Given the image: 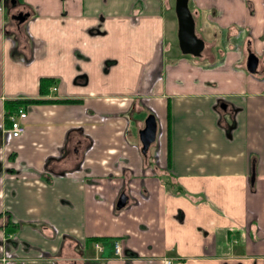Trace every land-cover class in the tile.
Masks as SVG:
<instances>
[{
    "label": "crops",
    "instance_id": "0c3cea01",
    "mask_svg": "<svg viewBox=\"0 0 264 264\" xmlns=\"http://www.w3.org/2000/svg\"><path fill=\"white\" fill-rule=\"evenodd\" d=\"M25 2L31 51L13 57L0 1V235L14 254L0 264H264V0H190L208 46L193 61L171 43L160 59L170 0ZM223 58L235 82L221 92L207 74ZM41 78L56 91L40 95ZM15 99L47 100L18 139ZM149 111L158 138L142 155Z\"/></svg>",
    "mask_w": 264,
    "mask_h": 264
},
{
    "label": "water",
    "instance_id": "95a60500",
    "mask_svg": "<svg viewBox=\"0 0 264 264\" xmlns=\"http://www.w3.org/2000/svg\"><path fill=\"white\" fill-rule=\"evenodd\" d=\"M189 0H175L174 13L177 23V45L182 55L200 57L204 48V40L198 37L194 30V19L188 7ZM258 58L251 52L247 51L245 67L248 73H257ZM156 120L153 115H148L144 120V127L139 131L138 136L141 144V154L145 155L149 146L156 139ZM252 179V177H251ZM127 196L121 193L116 201L117 209L123 208L126 204Z\"/></svg>",
    "mask_w": 264,
    "mask_h": 264
},
{
    "label": "flooded vegetation",
    "instance_id": "af4514ba",
    "mask_svg": "<svg viewBox=\"0 0 264 264\" xmlns=\"http://www.w3.org/2000/svg\"><path fill=\"white\" fill-rule=\"evenodd\" d=\"M2 1L4 4V8H5V11H4V16L6 17V29H5V33L7 32V30L9 32L7 33H11L13 35H21L23 36V33L26 32V28H25V25L26 23H28L29 20H31V18H33L34 13V8L29 6L25 0H0ZM189 2L190 0L188 1V7H189ZM162 3H166L168 5V0H162ZM165 4V5H166ZM166 5V6H167ZM190 9V8H189ZM191 11V10H190ZM28 36V35H25V37ZM24 37V38H25ZM199 37V36H198ZM11 39V38H10ZM26 39V38H25ZM12 41V49H11V54L13 56V50H14V47H15V44H14V41L11 39ZM26 42H28V40L26 39ZM29 44V43H28ZM164 45V44H163ZM31 47V46H30ZM164 48V46L162 47ZM206 48H208V46L206 47V42L204 43V48L201 52V56L200 57H194V58H202V55H205V52H206ZM30 50V49H29ZM163 50H161V54H163ZM158 74H160V71H158ZM56 89V88H55ZM223 104H220V107H223L222 106ZM145 116H143V121H142V127L138 130V133L140 130L143 129L144 127V120L145 118L148 116V115H153L150 111L147 112L146 114H144ZM154 116V115H153ZM155 118V116H154ZM156 120V133L158 132V122H157V119L155 118ZM139 137V136H138ZM156 137H157V134H156ZM158 138V137H157ZM140 142V140H139ZM155 142V141H154ZM153 142V143H154ZM152 143V144H153ZM151 144V145H152ZM140 148H141V144H140ZM141 152V151H140ZM3 222L5 223L6 220L4 219ZM8 228V227H7ZM7 228H3V232L2 234L0 235V254L3 256V254L5 255H9V257L11 256H14V254H12L8 249V247L10 246L11 244V237L9 236V232H7ZM9 230V229H8ZM5 231V232H4ZM116 240L112 241V245L113 243L115 242ZM116 242H119V241H116ZM120 243V242H119ZM93 244H97L96 242H93ZM7 245H9L7 247ZM99 245V244H98ZM121 245V243H120ZM100 246V245H99ZM101 247V246H100ZM102 248V247H101ZM12 254V255H11Z\"/></svg>",
    "mask_w": 264,
    "mask_h": 264
},
{
    "label": "rangeland",
    "instance_id": "374dc122",
    "mask_svg": "<svg viewBox=\"0 0 264 264\" xmlns=\"http://www.w3.org/2000/svg\"><path fill=\"white\" fill-rule=\"evenodd\" d=\"M174 3H175V0H170L169 6H171V9H169L165 13V22H166L165 30L166 31H165V40H164V43H163L164 44L163 45L164 46L163 49H165V52L163 51V54H161L160 59L162 57L164 59V57H167L169 53L172 54L173 52H171V51H178L177 50V38H176L177 23H176V18H175V14H174ZM191 7L194 8V4L189 2L190 10L192 9ZM171 17H172V19H171ZM215 31H217V30H215ZM209 34L211 35V31H209ZM23 35H25V33H23ZM208 37L209 36H205V38H208ZM21 39L22 40H20V45L18 46L17 49L18 50H22L24 53H26L27 51H29V44H28V42L24 41V36H21ZM210 40H211V38H210ZM209 42H208V44L210 45ZM167 43H171L172 44V47H171V50L169 51V53H167V51H166ZM219 45L221 46L222 43H219ZM224 49H226V48H222L223 51H224ZM209 51L212 52V50H209ZM204 56H207V55H203V57ZM178 57L180 59H186L187 61H190V60L193 61L194 60L193 58L192 59L189 58V57L187 58V57H184L183 55L182 56H178ZM206 60H208V59H206ZM222 61H224V58L222 60H219V62H218L219 65H217V69L215 71L210 72L209 74H207L209 77L214 78L215 81L218 82V85H220L221 92L225 88L224 87V83L226 81L231 79L230 81H234L235 82V79H234L235 76L233 74H229V72H228L229 70L225 69L222 66L223 65V64H221ZM206 62L208 63V61H206ZM203 69H206V65L205 64H200V65H196L195 66L194 71L197 73L196 77H199L201 75V72H202L201 70H203ZM235 71H237V69ZM244 75H247V73L244 72ZM142 119H143V117L140 120H142ZM153 147H155V146H153Z\"/></svg>",
    "mask_w": 264,
    "mask_h": 264
},
{
    "label": "trees",
    "instance_id": "16d2710c",
    "mask_svg": "<svg viewBox=\"0 0 264 264\" xmlns=\"http://www.w3.org/2000/svg\"><path fill=\"white\" fill-rule=\"evenodd\" d=\"M7 32H9L7 30ZM6 32V36L11 38L13 41H14V44H15V47H14V52H13V57H18L21 55V52L20 50H18V46L20 45V40L21 39V35H13L11 33H7ZM198 36V35H197ZM24 41H26V39H24ZM177 50L180 53L179 51V48H178V45H177ZM31 51V47H30V50L29 52ZM182 55V54H181ZM184 57H191L189 55H183ZM55 84L54 80L53 79H50V78H41L39 80V94L40 95H45L48 93V89L51 88L53 85ZM68 101V103H70L71 101L72 102H78V101H74V100H66ZM38 102H47V100H29V99H15V100H10V101H5L4 103V109L6 112H8L9 114H11V112H14L15 110H17L18 108L20 107H23L24 109H26L28 107V105L30 104H36ZM7 119H8V116L6 115ZM166 168H167V165H166ZM166 187H169L170 189H173L176 193H181L182 194V189H180L179 187H177L175 184L173 183H169V182H166ZM8 227V225H7ZM10 230V229H9ZM8 228H7V232H9ZM93 240V239H92ZM94 240H101V239H94ZM87 242H93L91 241V239H87Z\"/></svg>",
    "mask_w": 264,
    "mask_h": 264
},
{
    "label": "built area",
    "instance_id": "2783aa9c",
    "mask_svg": "<svg viewBox=\"0 0 264 264\" xmlns=\"http://www.w3.org/2000/svg\"><path fill=\"white\" fill-rule=\"evenodd\" d=\"M50 90H51V92H54L55 88L51 87ZM26 116H27V112L23 107H20L11 113V115L9 116V119H8L9 120L8 135L10 138L18 139L24 134V132H25L24 120H25ZM94 246H95L94 248L98 252L102 250V248L98 244H95ZM112 247H113L114 255L119 257L121 255L120 243L115 241L113 243ZM171 263H172L171 259H165L163 261V264H171Z\"/></svg>",
    "mask_w": 264,
    "mask_h": 264
},
{
    "label": "bare ground",
    "instance_id": "6f19581e",
    "mask_svg": "<svg viewBox=\"0 0 264 264\" xmlns=\"http://www.w3.org/2000/svg\"><path fill=\"white\" fill-rule=\"evenodd\" d=\"M10 115H11V114L8 115V119H9V116H10Z\"/></svg>",
    "mask_w": 264,
    "mask_h": 264
}]
</instances>
